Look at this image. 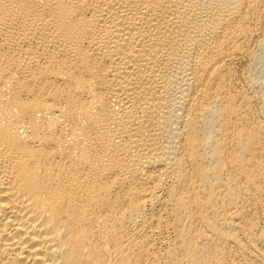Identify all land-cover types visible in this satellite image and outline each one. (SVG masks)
Returning a JSON list of instances; mask_svg holds the SVG:
<instances>
[{"label": "bare ground", "instance_id": "bare-ground-1", "mask_svg": "<svg viewBox=\"0 0 264 264\" xmlns=\"http://www.w3.org/2000/svg\"><path fill=\"white\" fill-rule=\"evenodd\" d=\"M0 264H264V0H0Z\"/></svg>", "mask_w": 264, "mask_h": 264}]
</instances>
